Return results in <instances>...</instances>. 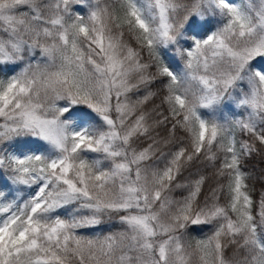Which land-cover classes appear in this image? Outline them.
<instances>
[{
	"label": "snow or ice",
	"instance_id": "snow-or-ice-1",
	"mask_svg": "<svg viewBox=\"0 0 264 264\" xmlns=\"http://www.w3.org/2000/svg\"><path fill=\"white\" fill-rule=\"evenodd\" d=\"M253 157L264 0H0V264H264Z\"/></svg>",
	"mask_w": 264,
	"mask_h": 264
},
{
	"label": "trees",
	"instance_id": "trees-1",
	"mask_svg": "<svg viewBox=\"0 0 264 264\" xmlns=\"http://www.w3.org/2000/svg\"><path fill=\"white\" fill-rule=\"evenodd\" d=\"M246 171H249L253 177L250 181L255 188V195L258 196L261 191H264V159L260 157H253L247 161ZM179 195V193H177ZM208 230L205 229L204 232L196 233L193 232V236H203Z\"/></svg>",
	"mask_w": 264,
	"mask_h": 264
}]
</instances>
